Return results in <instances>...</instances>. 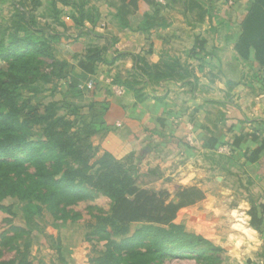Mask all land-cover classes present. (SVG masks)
<instances>
[{
	"label": "trees",
	"instance_id": "16d2710c",
	"mask_svg": "<svg viewBox=\"0 0 264 264\" xmlns=\"http://www.w3.org/2000/svg\"><path fill=\"white\" fill-rule=\"evenodd\" d=\"M122 1L129 7L137 6L136 0ZM52 3L51 10L63 31L55 30L51 23L43 27L36 26L29 11L20 7V11L15 13L17 19L11 22L13 30L7 36L3 34L0 37V61L4 64V68L0 66V200L5 197L22 200L39 194L52 210L57 201L63 198L79 201L88 198L91 193L107 196L111 200L109 213L94 216L86 223L88 235L93 234L103 242L101 251L90 256L88 264H116L120 259L119 253L123 250L140 257H149L144 258L149 260L157 254L161 257V253L167 252L169 256L178 258L181 257L180 252L190 251L200 259L214 262L207 253L220 254L223 248L200 233L175 222L176 214L182 206L205 196L200 189L184 187L176 196L177 201H168L167 191L138 187L126 163L133 157L134 151L117 159L93 139L98 131L88 128L84 122L76 130H71L70 123L64 122V118L58 115L56 101L45 105L31 103V98L41 91V87L35 82L49 83L54 78L62 81L60 93L64 99L81 97L86 91L81 82L90 78L87 74L95 71L98 62L112 65L120 58H131L134 81L122 82L121 85L126 91L133 93L136 101L144 97V85L165 79H185L191 76V72L177 58L172 62L164 59L149 63L137 54L119 52L106 59L104 55L108 50L107 45H89L77 59L82 73L70 74V64L66 60L57 59L54 52L68 29L59 17L62 8L59 9L56 5L70 9L66 15L73 21L78 34L87 32L84 28L85 21L95 23L94 12L89 6V0H52ZM185 8L187 10L188 6ZM145 17L146 23L166 24L156 12H145ZM39 32L41 34L36 37L34 34ZM197 42L196 40V46ZM234 50L240 59L253 58L264 69V0H253L249 5L241 21ZM43 57L50 60L47 70L40 67L43 61L39 58ZM177 68H181L186 75L176 71ZM138 77L142 78V83L136 87ZM25 90H29L30 95H24ZM100 124L104 122L101 121ZM103 130L106 135L105 125ZM241 138L242 136L235 137L233 146ZM42 151L48 152L47 167L42 159ZM18 153L27 154L26 159L23 158H29L36 170L34 175L41 185L33 187L19 181L23 178L24 163L14 160ZM247 160L250 165L245 172L250 179L258 181L263 178L264 139L249 150ZM149 170L157 172L155 168ZM190 197L192 198L189 199ZM249 202V224L258 232L264 233V201L249 197ZM132 223L141 225L130 236L125 237ZM119 237L123 239L119 241ZM131 242L134 244L130 247ZM144 242L147 243L143 244ZM140 243L146 251L138 250ZM29 246L25 244L17 249L14 258H0V264H35L31 259ZM215 260L216 264L221 263L219 257Z\"/></svg>",
	"mask_w": 264,
	"mask_h": 264
},
{
	"label": "crops",
	"instance_id": "0c3cea01",
	"mask_svg": "<svg viewBox=\"0 0 264 264\" xmlns=\"http://www.w3.org/2000/svg\"><path fill=\"white\" fill-rule=\"evenodd\" d=\"M170 2L136 0L133 8L122 0H89L95 23L85 21L87 32L78 34L73 21L63 15L68 32L58 44L65 50L60 51L57 44L55 56L70 64V74L82 73L77 59L89 45H107L106 59L127 52L149 63L169 58L190 62V77L148 83L143 86L144 97L137 101L125 89L116 95L115 85L107 84L113 64L98 62L95 71L87 74L90 78L81 84L93 101L104 104L102 121L107 133L101 146L117 159L137 147L146 149L156 166L148 165L157 170L163 183L173 187L190 184L204 172V187L209 189L206 182L210 179L215 180L218 191L224 189L223 195L215 196L210 190L205 200L234 208L225 217L226 239L205 236L224 249L232 248L237 261L264 264V233L250 226L248 215L249 197L264 201V177L254 181L245 172L250 165L249 150L264 139V69L253 58L240 59L234 50L248 8L238 20L237 36L225 40L217 35L193 34L198 25H204L203 5L193 2L186 10ZM59 7L70 12L66 6ZM197 9V24L192 30L184 15ZM145 12H156L166 24L146 23ZM71 43L81 46L76 51L71 46L66 49ZM240 136L233 146L234 138ZM231 175L235 183L232 189L227 179Z\"/></svg>",
	"mask_w": 264,
	"mask_h": 264
},
{
	"label": "rangeland",
	"instance_id": "374dc122",
	"mask_svg": "<svg viewBox=\"0 0 264 264\" xmlns=\"http://www.w3.org/2000/svg\"><path fill=\"white\" fill-rule=\"evenodd\" d=\"M250 1L251 0H171L170 3L178 7H189L193 2L203 5V26L198 25L197 28L195 27L197 24L196 19L200 11L199 9L195 10V12L186 11L184 15L185 22L192 26V30L196 28L193 32L196 37H212L217 35L224 37L226 40L227 37L233 35L237 36L238 20L244 14L245 9L250 5ZM159 3L164 4L162 2ZM56 6L59 9L61 8L59 7L60 5ZM20 7H24L29 11V14L35 19L36 26L43 27V25L51 23L55 30L63 31V27L58 26V21L54 17L55 13L51 10L53 7L52 0H0V37L3 36V34L7 36V34L13 30L11 22L13 19H17L15 13L20 11ZM66 13L67 12L63 9L61 10L59 17L63 22L64 20L62 17L66 15ZM67 32L68 29H66L64 36ZM19 34L22 35V32ZM40 34L41 32L35 33L34 35L37 37ZM57 46L60 51L65 50V47L61 44ZM69 46H71L74 51L76 48H80L81 45L71 43L66 49H70ZM57 51L58 49L55 47L54 52ZM39 59L44 62L40 64L41 69L47 70L50 60L45 57ZM173 60L174 58H169L167 61L172 62ZM198 62L200 63L202 61ZM179 63L190 71L187 64L190 62L187 60L180 62L179 60ZM132 65L133 62L129 57L118 59L113 66L109 68V79L107 84L122 86V82L134 81V77L132 76ZM0 66L4 68V64L1 61ZM176 71L186 75L181 68H177ZM116 75L119 76L116 77ZM194 78L196 79L198 77L194 76ZM136 82V87H139L142 83V78L138 77ZM35 83L41 87V91L31 98L32 104L45 105L50 101H56L58 106L57 113L64 118V122L70 123V129L76 130L81 126V123L84 122L85 124H83L88 128L98 131L93 136V139L100 145L105 135L103 130L104 124H100L104 108L103 103L93 101L91 99L92 97H90V93L87 92L76 99H64L60 93L62 81L56 78L52 79L49 83L39 81ZM201 87H204V85ZM123 88L125 89L124 86ZM24 95H30V91L25 90ZM97 128H99V130ZM146 151L147 150L142 147H137L134 150L133 157L129 161H126L130 174L135 179L136 185L149 190L167 191L169 193L168 201H177L176 196L184 187L193 186L200 189L205 196L194 203L182 206L176 214L175 222L203 236L212 234L214 239L216 237H221L220 239L223 240L226 239V235H223L226 233L223 229L225 224L224 221L230 210L234 209L233 206L231 204L205 200L210 190L211 194L215 196L218 194L223 195L224 189H221L222 192L218 191L219 189L215 186V180L210 181V179H207L209 181L206 182L209 189L204 187V178H206L204 177V172L200 173L199 176H195V181H192L190 184H185V186L179 185L173 187L169 185V183H163L165 180H162L157 172L155 173L149 170L151 167L148 164H152V167L156 165H153V159ZM42 153H44V151H42ZM46 154H48L47 151L44 153V156H42V159L45 161L44 164L47 167L49 165V160ZM23 157L26 159L27 154L18 153L16 159H14L24 163V168L22 170L24 172L23 178H20L19 181L21 183L25 182L31 184L33 187L41 185L40 180L38 181L37 177L34 175L36 170L29 162V158L25 160ZM52 157H54L53 154ZM166 162H168V160ZM167 175V179H170V174ZM227 179L230 188H234L235 183H233L232 180L234 177L231 175V177ZM191 198L192 197L189 199ZM214 199L216 200V198ZM110 206L111 200L100 193H91L88 198L79 201L63 198L57 201L55 209L52 210L39 194L22 200L15 197H5L0 200V258H14L16 257L17 249L25 244H29L30 256L35 264H88V258L92 255H97L101 251L103 242L93 234L88 235L89 230L86 228V223L91 221L94 216L108 214ZM28 212H32V214H30L32 217L27 214ZM140 225V223H132L130 225V231L125 237L130 236ZM118 239L120 241L123 237H119ZM145 243L147 242L143 244ZM133 244L134 243L131 242L129 246L131 247ZM141 245V243L138 245V250L142 252L146 251ZM179 254L181 257L174 258L169 256L166 252V254L161 253V257L157 254L149 260L144 259L149 257H140L132 254L131 251L123 250L119 253L120 259L116 264H216L215 258L217 257L221 259V263L219 264H244L243 261L241 262L235 259V253L230 247L226 249L223 248L220 254L207 253L208 257H212L211 261L214 262L200 259L197 254L190 251H183ZM247 264L250 263L247 262Z\"/></svg>",
	"mask_w": 264,
	"mask_h": 264
},
{
	"label": "built area",
	"instance_id": "2783aa9c",
	"mask_svg": "<svg viewBox=\"0 0 264 264\" xmlns=\"http://www.w3.org/2000/svg\"><path fill=\"white\" fill-rule=\"evenodd\" d=\"M91 81H89L88 83H87V85L88 86H91ZM114 93L116 94V95H122L123 93H124V88H123V86H114Z\"/></svg>",
	"mask_w": 264,
	"mask_h": 264
}]
</instances>
